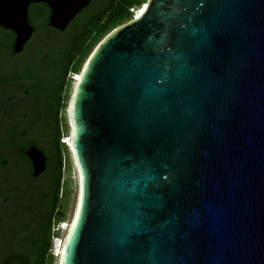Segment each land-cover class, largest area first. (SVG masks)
I'll use <instances>...</instances> for the list:
<instances>
[{"label":"water","instance_id":"95a60500","mask_svg":"<svg viewBox=\"0 0 264 264\" xmlns=\"http://www.w3.org/2000/svg\"><path fill=\"white\" fill-rule=\"evenodd\" d=\"M33 2L63 31L90 0H0L13 53ZM78 73L57 264H264V0H146Z\"/></svg>","mask_w":264,"mask_h":264},{"label":"rangeland","instance_id":"374dc122","mask_svg":"<svg viewBox=\"0 0 264 264\" xmlns=\"http://www.w3.org/2000/svg\"><path fill=\"white\" fill-rule=\"evenodd\" d=\"M117 1L90 0L87 6L75 15L65 30L60 31L51 26L45 27L43 31L36 30L25 43L22 51L16 54L8 50L13 41L12 31L0 27V32L5 35V40H0V47L3 46L5 49L0 52V131L4 132L8 126L6 119L8 122V120H13L14 116L25 114L24 117L14 121L17 127L25 132V135L19 138L17 143L24 147L35 145L40 148L46 155L47 163L50 160V152H48L46 141L41 137L42 132L39 130L51 133L52 120H45L44 115L48 114L49 118L54 114L56 104L60 99L58 110L60 119L59 140L65 141L66 135L70 131L67 109L76 76V74L74 76L68 72L64 78L67 70L74 69L75 59L72 60V65L68 68V66L56 63L52 57L55 58V53H59V51L65 54L72 44L77 46L74 55H80L86 43L85 38L91 30L100 28L96 14L106 19ZM47 16L48 11L45 5L44 8H40L38 4H29L28 19L31 23L42 24ZM80 21H83L84 24L85 37L83 35V38L77 37V31L81 28V26L78 27L79 23L77 24V22ZM119 25L115 24L101 34L83 58L77 72L81 71L84 62L95 47ZM40 54L43 57H40ZM73 57L75 58V56ZM62 150L64 159L59 205L62 214L59 218L54 215L51 219L50 253L52 256L50 264H57L56 249L58 245L60 246L68 228L77 197V179L74 165L68 147L62 145ZM0 157L29 162L24 154L14 153L8 148L0 152ZM4 176L8 177L9 182L16 184L19 189L13 190L12 193L9 191L5 193V190L0 187V197L3 196L4 198L0 199V250L3 247L12 246L13 234L19 228L23 231V236L26 232L32 236V233L26 230H30L28 225L30 221L34 220L33 214L35 212V200L32 197L29 198V195L22 191L26 181L23 180L21 173L9 165L6 168H0V177ZM41 224L43 221L40 219L39 225L41 226ZM42 237L43 235H40L38 239L41 240Z\"/></svg>","mask_w":264,"mask_h":264},{"label":"trees","instance_id":"16d2710c","mask_svg":"<svg viewBox=\"0 0 264 264\" xmlns=\"http://www.w3.org/2000/svg\"><path fill=\"white\" fill-rule=\"evenodd\" d=\"M145 1L146 0H118L111 8L106 19L96 14V17H98L100 28L91 30L89 35L85 38L86 43L82 48L83 50L82 52H80V55H74V51L77 46L76 44H72L69 47L70 49L68 50V52H66L65 54H62L59 51V53H55V58L54 56L52 57L53 59H55L56 63L58 62L60 63V65L63 64L65 66H68V68L72 65V60L75 59L73 64L74 69L67 70L64 74V78L68 72H70L72 75L78 73L77 71L80 63L88 53L93 43L99 39L102 33L113 27L115 24H121L131 18L133 11L138 10L139 7L143 3H145ZM39 6L40 8H44V5L42 4H39ZM45 7L47 8L46 5ZM44 19L45 21L42 24H38L35 26V30L43 31L45 30V27L49 26L48 16ZM77 24L78 27L81 26L78 31L76 30L77 37L83 38V21L77 22ZM0 40H5V35L3 32H0ZM4 50V47L1 46L0 52ZM8 50L13 53L11 51V46ZM72 54L73 56H75V58L72 56ZM40 57H43V55L40 54ZM59 102L60 99H58L54 114H52L49 118L48 114L44 115L45 120H52L51 133H46L45 131L39 130V132H42V134L40 135L46 141L48 152H50V160L48 161V163L46 160L47 166L44 171L34 177L31 174V165L29 162H21L13 160L12 158L0 157V168H6L10 165L12 166V168H14V170L19 171L21 173V176L23 177V180L26 181V183L22 187L23 193L25 192L26 195H29V198L32 197L35 200V212L33 214L34 220H32L34 222L32 223V221H30V224L28 225L30 230H26L28 232H31L32 236L30 234H27V232L25 233V236H23V231L19 228V230L13 234L12 246H7L6 248L3 247L0 250V264H50L51 262V219L54 215L59 218L62 214L59 205L62 166L64 159L62 145L65 146V143L64 141L61 142L59 140ZM24 116L25 114H19L17 116H14L13 120H8V122L7 119L5 120L8 126L5 128L4 132L0 131V152H2L5 148H8L11 149V151L14 153H22L26 156L24 151L27 147L18 145L17 143L19 138L25 135V132L18 128L14 122L17 120V118H22ZM9 117L12 116L9 115ZM0 187L5 190V193L7 191L12 193L13 190L19 189L16 184L10 183L8 177L6 176L0 177ZM0 199H4L3 196L0 197ZM40 219L43 221V224H41V226L39 225ZM40 235H43L41 240L38 239Z\"/></svg>","mask_w":264,"mask_h":264},{"label":"bare ground","instance_id":"6f19581e","mask_svg":"<svg viewBox=\"0 0 264 264\" xmlns=\"http://www.w3.org/2000/svg\"><path fill=\"white\" fill-rule=\"evenodd\" d=\"M145 5H146V1H145V3H143L140 7H139V9H138V11L136 12V14L137 13H139L144 7H145ZM78 75H79V73H76V76H75V78L74 79H76L77 77H78ZM66 137V136H65ZM65 141H68V136H67V138H66V140ZM68 222V221H67ZM69 226V225H68ZM61 244H62V242H60V246H61ZM60 246L58 245V247H57V253H56V255H58V253H59V251H60Z\"/></svg>","mask_w":264,"mask_h":264},{"label":"flooded vegetation","instance_id":"af4514ba","mask_svg":"<svg viewBox=\"0 0 264 264\" xmlns=\"http://www.w3.org/2000/svg\"><path fill=\"white\" fill-rule=\"evenodd\" d=\"M31 4V3H30ZM33 4H42V5H46L47 6V4L46 3H44V2H33ZM29 6V5H28ZM47 8H48V15H49V7L47 6ZM27 17H28V8H27ZM28 21H29V19H28ZM29 23L31 24V25H33L34 26V31H36L35 30V26H36V24L34 23H31L30 21H29ZM33 31V32H34ZM13 33V32H12ZM28 160H29V158H28ZM47 160V159H46ZM29 163H30V165H31V162H30V160H29ZM46 166H47V163H46ZM46 169V168H45Z\"/></svg>","mask_w":264,"mask_h":264},{"label":"built area","instance_id":"2783aa9c","mask_svg":"<svg viewBox=\"0 0 264 264\" xmlns=\"http://www.w3.org/2000/svg\"><path fill=\"white\" fill-rule=\"evenodd\" d=\"M137 11H138V10H134L133 13H132V16H135ZM74 76H75V75H74Z\"/></svg>","mask_w":264,"mask_h":264},{"label":"snow or ice","instance_id":"6c2138e0","mask_svg":"<svg viewBox=\"0 0 264 264\" xmlns=\"http://www.w3.org/2000/svg\"><path fill=\"white\" fill-rule=\"evenodd\" d=\"M77 79H79V77H77Z\"/></svg>","mask_w":264,"mask_h":264}]
</instances>
